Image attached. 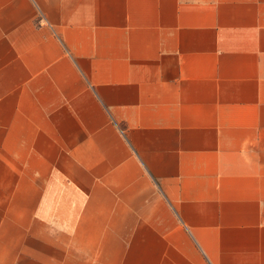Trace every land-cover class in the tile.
I'll use <instances>...</instances> for the list:
<instances>
[{
  "label": "crops",
  "instance_id": "0c3cea01",
  "mask_svg": "<svg viewBox=\"0 0 264 264\" xmlns=\"http://www.w3.org/2000/svg\"><path fill=\"white\" fill-rule=\"evenodd\" d=\"M0 264H264V0H0Z\"/></svg>",
  "mask_w": 264,
  "mask_h": 264
}]
</instances>
